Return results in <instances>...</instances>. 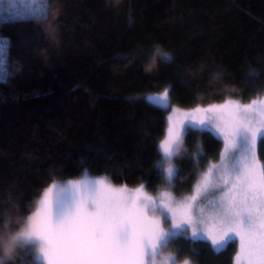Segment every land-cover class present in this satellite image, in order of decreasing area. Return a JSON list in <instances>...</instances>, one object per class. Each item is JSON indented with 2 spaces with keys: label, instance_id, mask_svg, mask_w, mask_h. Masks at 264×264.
<instances>
[{
  "label": "trees",
  "instance_id": "obj_1",
  "mask_svg": "<svg viewBox=\"0 0 264 264\" xmlns=\"http://www.w3.org/2000/svg\"><path fill=\"white\" fill-rule=\"evenodd\" d=\"M62 4L58 49L31 17L0 19L9 69L0 80V225L10 215L23 228L57 179L90 173L164 187L168 108L147 93L167 89L170 105L181 107L264 95V0ZM222 147L214 133L186 128L169 161L174 191H190ZM259 151L264 161V142ZM178 239V256L194 264H234L236 241L218 252L207 241ZM15 264L43 263L31 244Z\"/></svg>",
  "mask_w": 264,
  "mask_h": 264
},
{
  "label": "snow or ice",
  "instance_id": "obj_2",
  "mask_svg": "<svg viewBox=\"0 0 264 264\" xmlns=\"http://www.w3.org/2000/svg\"><path fill=\"white\" fill-rule=\"evenodd\" d=\"M155 99L167 105V92ZM171 119L168 139L161 145L165 155H172L187 121L193 128L199 125L215 133L224 145L223 164L209 168L195 193L183 200L168 192L157 199L143 185L129 191L91 179L69 182L73 203L61 210L50 199L49 188L41 200L47 214L37 223L38 209L24 229L38 241L46 264H160L157 254L162 247L185 234L207 241L218 252L238 238L237 264H264V161L259 151L264 142V99L226 100L198 107L183 120ZM173 174L168 167L167 177ZM212 189L222 193L216 209L205 217L200 208L197 215V201Z\"/></svg>",
  "mask_w": 264,
  "mask_h": 264
},
{
  "label": "rangeland",
  "instance_id": "obj_3",
  "mask_svg": "<svg viewBox=\"0 0 264 264\" xmlns=\"http://www.w3.org/2000/svg\"><path fill=\"white\" fill-rule=\"evenodd\" d=\"M46 13H47V2H46V0H0V19L43 16ZM8 73H9V69H8V39L6 36L0 34V80L6 79L8 76ZM165 92H167V95H168L167 105L156 103L155 98L158 96L164 95ZM145 97L149 101H151L152 103H155V104H158L162 107L168 108L166 111V121H167L166 134L163 138L162 143L166 139H168V128L171 126V124L173 122L171 118L178 117L179 119L183 120L188 113L192 112L194 109H196L198 107L203 108V107H207L209 105H217V104L223 103L226 100L239 101L241 103H248L253 99H257V98L264 99V95L259 96L257 98L250 99L248 101H241L240 99H237V98H229V99L212 102V103L205 104V105H198V106H193V107H181V106L174 105V104L170 105L169 93H168L167 89L147 93L145 95ZM189 127L193 128L190 123L185 121L184 130L180 131L179 139L175 140V142L172 145V155L175 152L176 148L178 147V145L182 139V135H183L184 131L186 130V128H189ZM195 128L201 129V126L197 125ZM212 133H214V132H212ZM223 152H224V145H223L222 150H221L220 158L218 160H215V161L213 160V161L209 162L206 165V167L203 170H201L200 173L198 174L196 181L192 185V189L186 193H181V194L180 193L178 194L174 191V189L172 187V178L169 179L167 176H166L167 184L164 187L159 188L157 190H150L146 186V184H144V183H140V184H137L134 186H130V185H126V184H117V183L112 182L105 175H93L90 173H85V174H83L79 177H76V178L53 180L43 189V191L39 197L37 207L28 216L26 225L23 227V229H25L27 227L30 218H32L36 214L38 209L40 210V216L37 218V223H39L40 219H42L47 214V210L43 208V206L41 204V200L43 199L44 193L47 192L49 188H52V191L49 193V197L54 202L57 209L59 208V209L63 210V208L65 206L70 207L72 205L73 195L67 191L69 182L79 183V182L84 181V180L103 179V180H105V182L107 184L111 185L114 188H125L129 191H133V190H135V189H137L143 185L144 191L148 195L153 196L157 199H159V196L162 192H168V193L172 194V196L177 200L187 199L189 196H191L195 193L196 186L199 184V181L201 180L203 175L208 171L209 168H212L213 165H222L223 164V160H222ZM172 155L171 156L165 155V158L168 161V163L165 165V169L167 170L168 167H171L173 169V173H174V164H172V162L169 163V161L172 158ZM216 171H218V169ZM214 178H215V175H214ZM53 185H55L54 188L52 187ZM221 195H222V193H220L219 190H216V189L209 190V192L206 193L204 197H202L201 199H199L197 201V215H199V209L200 208L204 209L205 217L211 215L214 212V210L216 209L217 202L219 201V198ZM61 201H62V203L60 204ZM209 201H211V203H209ZM157 215H159V213H157ZM164 227L167 228L168 225L165 224ZM181 236H185L187 238L192 239L190 234H185V235H181ZM178 238H176V239L172 240L171 242H169L168 244L164 245L162 247V249L160 250V252H158L157 261L160 262V264H162V262H163V264H178V262L183 261L185 258H187V257H182V258L179 257L178 253L176 252L175 245H177L178 241L180 240ZM232 241H236V244H237V251H236L235 256H234V264H237L236 255L239 252V240H238V238H236ZM32 244H34L35 247L37 248L38 260L40 262H42L43 264H46L45 257L43 255H41V253L39 251L38 241L34 239ZM169 254H173V255H169Z\"/></svg>",
  "mask_w": 264,
  "mask_h": 264
},
{
  "label": "clouds",
  "instance_id": "obj_4",
  "mask_svg": "<svg viewBox=\"0 0 264 264\" xmlns=\"http://www.w3.org/2000/svg\"><path fill=\"white\" fill-rule=\"evenodd\" d=\"M48 5V16H33L30 21L41 32H43L48 45L54 48H59L61 44V27L60 16L63 14L62 0H46ZM45 49L39 50V55L43 57ZM22 71V68L19 69ZM34 239L24 234V229L19 226V222L14 221L10 215L6 218L2 225H0V264H15V260L20 254L21 250L26 246L31 245ZM173 255V254H169ZM163 264V262H162ZM178 264H194V262L185 258Z\"/></svg>",
  "mask_w": 264,
  "mask_h": 264
}]
</instances>
